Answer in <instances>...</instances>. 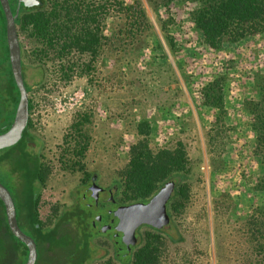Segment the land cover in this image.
Listing matches in <instances>:
<instances>
[{
    "label": "rangeland",
    "instance_id": "1",
    "mask_svg": "<svg viewBox=\"0 0 264 264\" xmlns=\"http://www.w3.org/2000/svg\"><path fill=\"white\" fill-rule=\"evenodd\" d=\"M101 1L116 2L103 10ZM138 1L149 21L141 31L129 27L117 0H92L95 21L70 20L69 36L56 33L52 71L47 63L40 81L37 74L29 79L44 86H33L29 93L34 139L26 147L45 164L39 217L47 222L53 207L89 206L81 201L84 169L110 187L128 160L130 144L140 137L137 122L147 120L150 146L171 147L181 140L192 166L188 199L171 211L165 228L161 264H264L250 250L246 223L253 209H264V189L244 105L255 96L254 73L264 72V32L210 48L190 17L192 4ZM163 21L175 50L166 43ZM88 31L98 34L93 51L76 44L61 48L71 37L86 39ZM220 72L227 82L225 110L217 117V108L203 104L200 90ZM86 141L83 154H76L77 143ZM0 177L16 189L10 169ZM89 207L91 220L102 206ZM90 232L95 245L90 264H98L108 243L102 234Z\"/></svg>",
    "mask_w": 264,
    "mask_h": 264
},
{
    "label": "trees",
    "instance_id": "2",
    "mask_svg": "<svg viewBox=\"0 0 264 264\" xmlns=\"http://www.w3.org/2000/svg\"><path fill=\"white\" fill-rule=\"evenodd\" d=\"M41 1L47 5L46 10L51 11L52 17L56 19V33L60 34L58 36H69L66 32L70 26V20L95 21L94 14H91L92 0ZM166 1L171 0L164 2ZM180 1L187 5L192 4L189 9L190 17L201 34L202 42L210 48L220 49L225 44L238 42L264 32V0ZM100 3L98 7L103 10L113 5L112 2L107 5V1ZM117 3L130 28L136 27L140 30L149 26L144 9L138 0L128 4L123 0H117ZM165 8L169 9L168 4ZM43 13L41 11L42 25L48 24L50 15L44 16ZM72 13H76L73 16L74 20H72ZM32 19H34L33 15L29 20L24 18V22L27 23ZM58 20L61 22L59 23ZM161 25L165 31L166 43L171 50H175V42L172 35L167 32L166 21H163ZM102 36L107 37L105 34ZM97 41L98 34L88 31L86 39H81V36L71 37L68 43H62L61 48L76 44L81 49L92 50ZM254 78L256 80L252 85L255 96L246 98L244 105L251 116L250 127L254 133L253 153L262 168L260 183L264 189V72L254 73ZM226 82L225 72H220L200 90L203 104L217 108V117L221 116L225 110L224 85ZM76 123L75 121L74 124ZM136 129L140 137L130 144L128 160L115 175L117 181L115 200L121 204L147 201L166 181L173 180L175 186L168 207L170 211L179 210L188 199L189 181L192 175V166L185 144L177 140L171 147L163 146L155 149L149 144L148 121H138ZM24 137V144L0 151V175L5 172V168L10 169L11 174L21 178L19 186L12 191L2 177L0 181L12 193L19 225L36 242L38 255L35 264H90L95 250V245L90 242L93 237L90 236V231L95 230L97 233L92 220L89 219L92 215L91 208L74 203L69 207H53V213L50 214L47 222L39 217L40 185L44 182L46 172L41 166L39 154L26 148L27 144L34 139L33 133L25 129ZM81 142L77 143L75 150V153L79 155L83 154L87 148V141ZM253 210L255 211L246 218L251 235L250 250L256 257L260 256L256 261L261 263L264 259V209L260 207ZM177 239L172 238V241ZM165 243L162 235L146 230L141 241L127 255L125 261L115 262L108 258L101 259L99 264H161V252ZM27 253L26 245L8 228L4 205L0 199V264H24Z\"/></svg>",
    "mask_w": 264,
    "mask_h": 264
},
{
    "label": "flooded vegetation",
    "instance_id": "3",
    "mask_svg": "<svg viewBox=\"0 0 264 264\" xmlns=\"http://www.w3.org/2000/svg\"><path fill=\"white\" fill-rule=\"evenodd\" d=\"M8 2L12 13L15 14L17 11V15L15 17V24H16V32H17V38L19 44L20 66H21L23 81L27 89L28 109L30 110L29 104L31 103H30L29 93L31 88L33 86H36L38 87L39 90H43L44 86L41 85V82H39L38 84L36 82L30 83L29 79H31V77H33L34 74H37V76H39L38 81H40L46 74V70H48L46 66L47 63L49 65L50 72L52 71L53 68L52 65L53 64L55 65V50H56L55 18L52 17L51 11L46 10L47 5L43 4L42 1L39 4H34L30 6H25L23 2H19L18 0H8ZM41 11L44 12L43 13L44 16L50 15L48 24L45 23L44 25H42L43 21L40 19ZM32 15L34 19L25 23L24 18H27L29 20ZM5 29H6V19L0 3V133L6 131L9 128L10 123L12 122V119L14 117L17 103L19 100V91L14 80V75L12 72L10 59H9V51L7 46ZM30 42L33 43V46L31 44L30 45L27 44ZM30 126H31V118L29 117L28 114L27 124L22 131L21 137L13 145L1 148L0 151L12 146L16 147L19 144H24L25 129L31 133ZM41 166L45 168V164L43 162L41 163ZM84 171L85 173L79 178L80 186L84 188L82 191L83 196L81 197V201L83 203L88 202L90 204L89 206L93 205V207L95 208L99 205L102 206L101 208H98L97 214L95 213L94 217L105 211L115 209L119 205H121V203H117V201L114 198L115 192L117 190L116 178H113L111 187H104L98 183L99 176L97 173L87 169H84ZM17 181L18 184L16 183ZM20 181L21 178H19V176L17 175V177H15L14 180V183L16 184L17 187L19 186ZM174 186H175V182H174ZM174 186L169 194L168 199L165 202V211L168 215V221L164 224H160L157 222L155 223L146 222L138 225L134 230V242L129 248L127 247L128 242H125L123 237L121 236L118 237L119 242L120 241L122 242V244H120L115 241L112 235H108L104 231L97 232V234L99 233L102 234V236L109 245V246L107 245L105 251L103 250L102 252L103 253L102 254L103 256H101L102 260L109 258L115 262L125 261L127 255L130 254L132 249L141 241L146 230L160 234L162 236L165 235V228L169 225V222L171 220V211L169 210L168 204L173 194ZM103 192L107 194L105 197L101 196ZM84 195L86 197L85 199H83ZM148 201L149 200L144 202H148ZM157 214L161 215V213H153L152 216L154 217ZM162 217L161 219H163ZM93 218H91V220ZM20 228L24 232H26L24 228H22L21 226ZM36 249L38 255L37 245H36Z\"/></svg>",
    "mask_w": 264,
    "mask_h": 264
},
{
    "label": "water",
    "instance_id": "4",
    "mask_svg": "<svg viewBox=\"0 0 264 264\" xmlns=\"http://www.w3.org/2000/svg\"><path fill=\"white\" fill-rule=\"evenodd\" d=\"M25 6L41 3V0H18ZM6 19V40L9 51V59L14 75V80L19 91V100L16 111L9 128L0 133V149L13 145L22 135L28 120V95L23 81L19 44L16 32L15 14L12 13L8 0H0ZM174 186L173 180H169L162 185L159 190L149 199L148 202H132L121 204L117 208L98 214L92 219V225L97 231H104L112 235L117 243L122 244L118 237H123L128 242V248L134 242L135 228L146 222L164 224L168 221L165 211V202ZM85 195L83 199H85ZM0 199L3 202L7 225L12 234L23 242L28 250L24 264H34L37 258L36 242L34 238L24 232L17 222L16 207L10 190L0 181ZM86 201V200H85ZM153 213H161L152 216ZM163 216V217H162ZM161 217L163 219H161Z\"/></svg>",
    "mask_w": 264,
    "mask_h": 264
}]
</instances>
